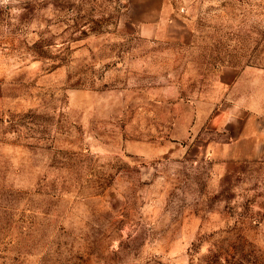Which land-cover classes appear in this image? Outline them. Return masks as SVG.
<instances>
[{
    "label": "rangeland",
    "instance_id": "374dc122",
    "mask_svg": "<svg viewBox=\"0 0 264 264\" xmlns=\"http://www.w3.org/2000/svg\"><path fill=\"white\" fill-rule=\"evenodd\" d=\"M0 264H264V0H0Z\"/></svg>",
    "mask_w": 264,
    "mask_h": 264
}]
</instances>
